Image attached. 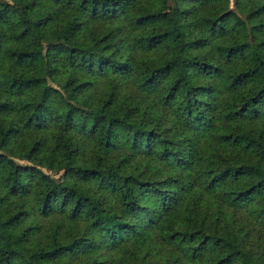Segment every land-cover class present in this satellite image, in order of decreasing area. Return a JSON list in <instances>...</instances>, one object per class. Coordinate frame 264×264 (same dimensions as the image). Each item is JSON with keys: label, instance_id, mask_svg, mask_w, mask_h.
<instances>
[{"label": "trees", "instance_id": "trees-1", "mask_svg": "<svg viewBox=\"0 0 264 264\" xmlns=\"http://www.w3.org/2000/svg\"><path fill=\"white\" fill-rule=\"evenodd\" d=\"M233 3L0 0V264H264V0Z\"/></svg>", "mask_w": 264, "mask_h": 264}, {"label": "rangeland", "instance_id": "rangeland-1", "mask_svg": "<svg viewBox=\"0 0 264 264\" xmlns=\"http://www.w3.org/2000/svg\"><path fill=\"white\" fill-rule=\"evenodd\" d=\"M230 1V6L231 7H234V3H233V0H229ZM57 88H59L60 90H63L61 87H57ZM58 176V175H57Z\"/></svg>", "mask_w": 264, "mask_h": 264}]
</instances>
